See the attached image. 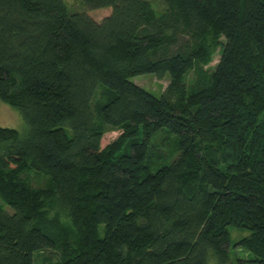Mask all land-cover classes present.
<instances>
[{
  "label": "trees",
  "instance_id": "1",
  "mask_svg": "<svg viewBox=\"0 0 264 264\" xmlns=\"http://www.w3.org/2000/svg\"><path fill=\"white\" fill-rule=\"evenodd\" d=\"M77 1L110 12L0 0V101L25 124L0 127V264L43 249L54 264H227L230 246L249 254L236 264H264V0H160L158 14L148 0ZM193 69L206 79L187 89ZM145 73L167 76L157 96L132 82ZM162 130L177 153L152 170ZM52 198L65 223L47 215Z\"/></svg>",
  "mask_w": 264,
  "mask_h": 264
},
{
  "label": "rangeland",
  "instance_id": "2",
  "mask_svg": "<svg viewBox=\"0 0 264 264\" xmlns=\"http://www.w3.org/2000/svg\"><path fill=\"white\" fill-rule=\"evenodd\" d=\"M152 10L158 14L160 13L164 6L160 2V0H148ZM66 9L69 13L72 12H85L91 19L98 22L104 16L108 15L110 12L109 7H101L96 9H87L77 0H63ZM219 57L218 48L216 47L213 50V54L210 62L206 65L201 66L202 72L205 71L208 73L215 66ZM204 78L201 76L200 71L197 69H193L188 71L183 81L187 89L190 87H195L200 84L201 81H204ZM132 82L139 87L145 89L151 94L157 96L167 83V76H163L158 79L152 74L145 73L138 76H134L131 78ZM0 127H7L15 129L20 135L25 133V124L23 119L19 113V111L2 101H0ZM119 131L115 129H106L99 141L100 147H103L118 135ZM141 137L140 133L133 138L139 140ZM124 143L123 148H126V151H129V143ZM177 150L175 147L174 137L168 132L162 130L154 134V136L150 139L149 145L147 147V160L149 161V167L153 170L164 163L170 162L176 155ZM23 176L27 178V181L32 187L35 188H44L48 186L47 177L37 173L35 171H28L22 173ZM0 206L6 211L10 212V209L0 201ZM46 211L49 217L57 216L58 219L65 223V211L64 208L58 204V202L52 198L46 202ZM228 232L230 235L231 241H236L239 237H243L248 234V230L246 229H235L228 228ZM229 262L227 264H236V259H246L248 257L245 251H238L236 248L229 247ZM34 264H54L59 259V254L57 250L54 249H43L37 252L35 255L33 254ZM214 260L212 259L210 264H213ZM243 264V263H242ZM244 264H251L250 262H244Z\"/></svg>",
  "mask_w": 264,
  "mask_h": 264
}]
</instances>
